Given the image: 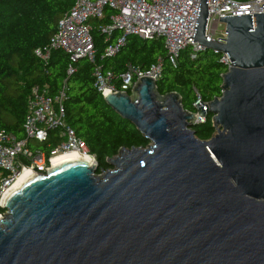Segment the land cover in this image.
Masks as SVG:
<instances>
[{
	"label": "water",
	"instance_id": "95a60500",
	"mask_svg": "<svg viewBox=\"0 0 264 264\" xmlns=\"http://www.w3.org/2000/svg\"><path fill=\"white\" fill-rule=\"evenodd\" d=\"M207 14L201 0L195 40L230 60L221 95L191 112L149 76L104 93L149 143L101 174L71 156L9 191L0 264H264V12L219 17L224 41L206 39Z\"/></svg>",
	"mask_w": 264,
	"mask_h": 264
},
{
	"label": "trees",
	"instance_id": "16d2710c",
	"mask_svg": "<svg viewBox=\"0 0 264 264\" xmlns=\"http://www.w3.org/2000/svg\"><path fill=\"white\" fill-rule=\"evenodd\" d=\"M71 6L72 0H0V129L23 139L31 88L46 85L53 94L65 85L66 120L94 156L96 174H100L109 168L107 157L116 155L121 147H145L149 141L105 103L95 87L93 64L88 59L73 60L62 50L52 51L46 61L35 56V49L49 42L58 20ZM89 22L96 62L104 69L121 73L128 63L147 68L160 57L157 91H177L184 109L195 112L198 98L207 103L221 95V75L227 65L220 60V53L204 49L190 58V48L186 47L173 64L162 37L148 40L129 35L113 56L102 57L105 47L114 43L121 31L114 30L111 36L101 32L107 16L93 17ZM69 67L71 74L67 73ZM211 116L207 114L204 121L191 127L199 139H209L215 132ZM35 145L45 147L40 142Z\"/></svg>",
	"mask_w": 264,
	"mask_h": 264
},
{
	"label": "built area",
	"instance_id": "2783aa9c",
	"mask_svg": "<svg viewBox=\"0 0 264 264\" xmlns=\"http://www.w3.org/2000/svg\"><path fill=\"white\" fill-rule=\"evenodd\" d=\"M200 2L201 0H72V6L58 20L56 31L49 42L35 49L34 54L46 61L52 51L62 50L73 60L88 59L93 64L95 87L102 96L108 91H131L142 76L159 79L162 59L157 58L147 68L128 63L121 73L104 69L96 62L93 27L89 19L107 16L108 23L100 26L101 32L107 36H111L114 30L121 31L122 37L109 43L102 57L113 56L125 43L126 36L137 35L143 39L162 37L168 58L174 64L186 47L190 48V58H195L198 52L204 50L195 40ZM262 4L264 0H206V39L224 41V23V30L217 35L218 25L222 23L219 17L246 14L253 16L264 12ZM107 10L110 12H106ZM220 60L227 67L230 65L226 54H221ZM72 72V67H69L67 73ZM65 98V85L53 94L46 85H35L27 99L23 122L24 138L17 139L0 129V209L6 191L23 171L44 173L55 157L68 152L87 154L95 159L66 120ZM199 101L198 98L194 106ZM197 119L202 122L205 117ZM35 142L43 143L45 147L36 146ZM4 212H0V216Z\"/></svg>",
	"mask_w": 264,
	"mask_h": 264
},
{
	"label": "bare ground",
	"instance_id": "6f19581e",
	"mask_svg": "<svg viewBox=\"0 0 264 264\" xmlns=\"http://www.w3.org/2000/svg\"><path fill=\"white\" fill-rule=\"evenodd\" d=\"M148 40H149V39H148ZM71 156H79V157H83V158L87 159L88 161H92V162H93L92 157L89 156V155H87V154H77V153H69V152H68V153H64V154H61V155L55 157V158L53 159V162L58 161V160L63 159V158H66V157H71ZM32 175H34V174H32L31 172H29V171H27V170L23 171V172L19 175V177L17 178V180L14 182V184H13V185H12L7 191H6L5 195H6L9 191H11L12 189L16 188V187H17L19 184H21L23 181H25L26 179H28L29 177H31Z\"/></svg>",
	"mask_w": 264,
	"mask_h": 264
},
{
	"label": "rangeland",
	"instance_id": "374dc122",
	"mask_svg": "<svg viewBox=\"0 0 264 264\" xmlns=\"http://www.w3.org/2000/svg\"><path fill=\"white\" fill-rule=\"evenodd\" d=\"M108 12H110V10L108 11ZM107 14H109V13H107ZM224 30V24L223 23H219V25H218V31H217V35H219V33L221 32V31H223ZM122 37V34H119L118 35V37H117V39H119V38H121ZM93 159V158H92ZM93 162H95V159L93 160ZM101 174V173H100Z\"/></svg>",
	"mask_w": 264,
	"mask_h": 264
}]
</instances>
